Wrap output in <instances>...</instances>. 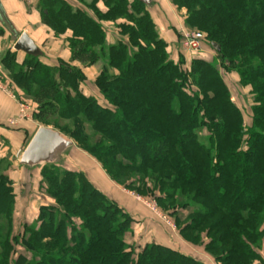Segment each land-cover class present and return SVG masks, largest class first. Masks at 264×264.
I'll use <instances>...</instances> for the list:
<instances>
[{
    "label": "trees",
    "instance_id": "obj_1",
    "mask_svg": "<svg viewBox=\"0 0 264 264\" xmlns=\"http://www.w3.org/2000/svg\"><path fill=\"white\" fill-rule=\"evenodd\" d=\"M78 1L86 8L69 0L38 4L57 36L72 33L71 60L49 65L44 51L23 62L17 51L2 55L16 96L113 181L154 196L181 237L217 263L264 264V0H172L216 51L214 60L198 55L189 63L160 36L154 0ZM106 22L120 36L112 44ZM103 58L94 80L99 95L86 94L84 68ZM222 69L251 97L248 123ZM39 166L47 201L17 231L10 165L0 159V264H207L165 243L137 249L127 241L135 218L84 171Z\"/></svg>",
    "mask_w": 264,
    "mask_h": 264
},
{
    "label": "crops",
    "instance_id": "obj_2",
    "mask_svg": "<svg viewBox=\"0 0 264 264\" xmlns=\"http://www.w3.org/2000/svg\"><path fill=\"white\" fill-rule=\"evenodd\" d=\"M38 2L39 0H0V59L6 51H16L14 49L16 40L23 32H27L42 49V51H44V53L46 52V57L41 58L44 63L55 65L59 58L67 61L71 60V51L67 45V39L71 37L72 33L68 31L63 35L57 36L54 31L43 22ZM149 9L152 18L157 25L160 36L169 42L171 44V48L173 47L174 49L176 42V29L182 28L185 25V19L181 16V13L184 11L179 10L177 6L173 4L172 0H154V4ZM109 25H111V23ZM109 28H111V31L108 33L107 41L109 44H112L116 40L120 39V36L116 28L112 32V25L109 26ZM43 44L45 47H43ZM25 58V52L17 51V59L19 62H23ZM84 71L89 77V80L87 79V81L81 85V88L86 94L98 96V90L94 86V80L98 75H96V65L94 67H85ZM3 74L4 71L2 70L0 64V80L3 81V83L8 84L12 90L8 91L0 87V157H4L6 155L11 156L10 160L12 162V167L8 173L11 180L14 182L16 193V209L14 214L16 230V220L19 215L22 217L23 221L28 223L33 222L37 218L41 203L47 201L38 190L40 181V166L27 167L21 165L19 160L17 161V159H19L18 156L20 157L22 155L24 149L27 147L38 128L43 125L33 118V114H29L26 117L21 116L19 98L17 96H13V93L17 94L21 93V91L17 86L10 83L11 81L6 75V78H4ZM234 77L236 82L237 78L236 76ZM229 85L231 88V85H234V83H229ZM242 91L247 92L246 89H243ZM11 92L13 93L11 94ZM232 97L235 101V97L233 95ZM10 118L17 119L18 123L16 126L13 127L8 125L7 121ZM74 150H76L75 144L63 150V157L56 161V163L76 170L84 171L88 178L100 190H102L110 198L116 200L121 206L126 208L133 217H135L134 214L137 211L132 209V199L126 196L117 184L106 178L99 166L93 163L94 161L88 158L85 159V161L89 162L88 165L80 162H78V166L73 164L74 160L72 153ZM35 170V175H37L36 189L35 187H32L22 190L24 182L28 177L34 175L33 173ZM30 197L31 199H29ZM165 229V235H161L164 240L163 243L172 247H179V249L183 248L184 242L183 240V243L181 242V237L178 238V236L173 233L171 228H167L166 226ZM185 243L187 244V242ZM180 250L187 253V249ZM189 254L201 260L203 259L200 256H204L206 260L203 261H207V264H217L215 260V262L211 260L213 257L211 258L207 255H202L201 253L199 256L195 253Z\"/></svg>",
    "mask_w": 264,
    "mask_h": 264
},
{
    "label": "rangeland",
    "instance_id": "obj_3",
    "mask_svg": "<svg viewBox=\"0 0 264 264\" xmlns=\"http://www.w3.org/2000/svg\"><path fill=\"white\" fill-rule=\"evenodd\" d=\"M70 1L72 3H74L75 5H77V6H81L82 8H86L84 3H81L78 0H70ZM87 1L91 2V0H87ZM38 4H39V2H38ZM99 8L100 9L104 8L102 3L99 4ZM87 10L93 16H95V13L92 10H90V9H87ZM181 16H183L184 19H185L184 12L181 13ZM109 24H110L109 22L104 23L108 33L111 31V28H109V26L112 25V24L111 25H109ZM113 30H115V27L112 28V32H113ZM191 31H199V32H201L200 30L189 28L186 25V23H185L184 27L176 29V32H175V38H176L175 46H174V49H173V47L171 48L173 50V54H174L175 58L177 57V55H176L177 52H184L183 54L186 57V60H187L188 63L190 62L192 57L198 56V55H202V56L205 55L210 60H214V58L216 57V51H215L214 48H212V46L210 45L209 42L205 41V36L206 35L203 32H201L203 34V38H202V41H201L200 50H198V51L194 50L193 51V50L185 49V48L182 47L181 42H182V40L184 38L185 33H189ZM43 47H45L44 44H43ZM44 57H46V52H45ZM104 64H106V61L103 58V59L99 60L97 63L92 65L93 67L95 65L97 67L96 75L99 74L100 70L104 67ZM222 74H223L225 80L228 82V84L229 83H234V85H231L232 95L235 97V102L242 108V110L244 112V116H245V121L248 123L249 120H250L251 97L248 95L247 92L242 91L243 89L240 86V84H238V80L235 82V77H234L235 75L234 74L227 73L223 69H222ZM87 79L89 80L88 76L86 78V81H87ZM1 82L3 83V81H1ZM3 85L6 86L8 91H12L10 89V87L8 86V84L3 83ZM12 93L13 92H11V94ZM13 96H16V94L13 93ZM20 102H25V103L30 105V108L27 111V113H25L24 117L28 116L29 114H33L32 110L34 109V107H33V105H31L30 102H28V100H25V99L20 100L19 99V105H20V109H21V103ZM7 123H8L9 126H13L14 127V126L17 125L18 122L16 124H14V125L10 124L8 121H7ZM72 154H73V160H74L73 164L74 165L78 166V162H80L82 164L86 163V165H88L89 162L85 161V159L89 158L90 160L94 161L93 163H95L96 165L99 166V168L103 171V173L106 176V178L111 180V182H114L115 184H117L121 188L122 192H124V194L126 196H128L129 198L132 199V202H131L132 203V205H131L132 209H134L137 212L135 214L133 213L135 215L134 218H135V221H136V223L133 224L135 232L127 235V241L130 244H133L138 249L139 246H141V245H143L145 243L152 242V241L163 243L164 240H163L161 235L162 234L165 235L164 232H166V229H165L166 226H167V228L168 227L171 228L173 233L176 234L178 236V238L181 237V235L179 233V229H178V227H177V225L175 223L174 218L172 216H170L171 214L169 215V213H167L165 210H163L159 206V204H158V202H157V200L155 199L154 196H151V195L150 196L139 195L135 191L129 190L128 188H125L124 186L116 183L115 181H113L108 176V174L103 169V167L100 164V162L97 159H95L92 155H90L89 153L84 152V151L82 152L81 150H78L76 148V150H74ZM63 155H64L63 150L57 152V156L55 158V161L60 160L63 157ZM20 157L18 156L19 159H20ZM2 158H3V165L4 166L8 165V164L10 165V168L8 170V172H9L11 170V167H12V162L10 160L11 156L10 155H6L4 157H0V159H2ZM19 159H17V161ZM63 166H65V165H63ZM35 173H36V170L33 173L34 175H31L30 177L27 178V180L23 184L22 190H26V188H32V187L33 188L35 187V189H36L37 175H35ZM38 186H40V185H38ZM35 189H33V190H35ZM39 192H40V190H39ZM31 197L29 199H31ZM16 223H17V229L16 230L17 231H20V230L22 231L23 230L22 229L23 224L26 223V221H23L22 217L19 215L18 219L16 220ZM180 239H181V242H182V240L184 242L183 248H180V249H187V253L188 254L189 253H195V254H198V256L202 254V255H205V256L207 255L208 257L212 258V256L210 254L205 252L203 247L193 245V244L187 242L182 237ZM205 241H209V239L205 237ZM185 242H187V244ZM19 252H22L21 248L19 249ZM262 253H263V251H262ZM200 257L203 260H206V258L204 256H200ZM211 260L213 262H215L214 259H211ZM217 264H219V263H217Z\"/></svg>",
    "mask_w": 264,
    "mask_h": 264
},
{
    "label": "water",
    "instance_id": "obj_4",
    "mask_svg": "<svg viewBox=\"0 0 264 264\" xmlns=\"http://www.w3.org/2000/svg\"><path fill=\"white\" fill-rule=\"evenodd\" d=\"M140 1L148 5L153 2V0ZM213 45L218 48L216 43ZM14 49L31 56H41L43 54L42 49L27 32H23L19 36L14 44ZM73 144V141L67 139L60 131L49 126H40L24 149L19 163L29 167L54 163L56 162L57 152L65 150Z\"/></svg>",
    "mask_w": 264,
    "mask_h": 264
},
{
    "label": "built area",
    "instance_id": "obj_5",
    "mask_svg": "<svg viewBox=\"0 0 264 264\" xmlns=\"http://www.w3.org/2000/svg\"><path fill=\"white\" fill-rule=\"evenodd\" d=\"M202 38H203V34L201 32L191 31L189 33H185L181 45L185 49L198 51L200 50ZM0 87L7 90L6 86L3 85L1 81H0ZM20 103H21V116H25V113H27V111L29 110L30 105L25 102H20ZM8 122L14 125L17 123V119L10 118Z\"/></svg>",
    "mask_w": 264,
    "mask_h": 264
}]
</instances>
